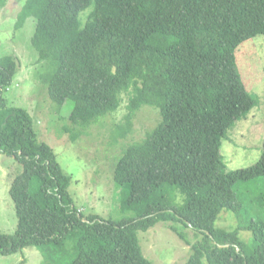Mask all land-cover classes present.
I'll list each match as a JSON object with an SVG mask.
<instances>
[{
    "label": "trees",
    "instance_id": "1",
    "mask_svg": "<svg viewBox=\"0 0 264 264\" xmlns=\"http://www.w3.org/2000/svg\"><path fill=\"white\" fill-rule=\"evenodd\" d=\"M31 17L32 45L46 64L40 80L61 109L72 103L75 129L64 131L73 142L118 112L124 95L128 111L114 138L128 137L143 107L162 119L116 158L115 195L134 217L85 216L69 192L72 177L38 142L31 114L4 98L19 62L0 58V153L23 168L10 187L17 229L0 232V255L36 246L49 264H153L137 232L163 222L190 246L185 264H264L263 215L230 230L216 225L222 211L242 213L243 184L257 183L254 199L264 203V148L255 164L236 170L221 154L222 139L257 104L237 52L264 35V0H27L15 28ZM242 231L253 239L243 241Z\"/></svg>",
    "mask_w": 264,
    "mask_h": 264
},
{
    "label": "rangeland",
    "instance_id": "2",
    "mask_svg": "<svg viewBox=\"0 0 264 264\" xmlns=\"http://www.w3.org/2000/svg\"><path fill=\"white\" fill-rule=\"evenodd\" d=\"M26 1L9 0L6 7L0 8V58L12 55L19 62L13 82L3 91V96L9 106L24 108L31 114L38 142L52 147L61 167L72 177L69 192L83 215L94 214L114 222L134 217L133 212L123 211L119 196L115 195L114 165L128 144L142 140L162 118L154 107H143L133 119L128 137L114 138V124H119L128 111V99L124 95L118 112L101 117L86 134L73 142L70 133L64 131V127L75 129L68 118L72 103L68 101L61 109L48 97L46 84L40 80V76L46 73V64L38 61V52L32 45L34 18H29L22 28H15L18 13ZM237 64L241 78L255 95L257 104L247 119L236 122L222 139L221 154L228 170L252 166L263 152L264 35L239 48ZM22 169L13 157L0 153V232L3 234L13 235L17 229L18 218L10 187ZM261 190L257 183L243 184L242 213L236 217L233 212L222 211L216 225L230 230L238 223L257 219V215L264 216V203L254 199ZM137 235L144 256L153 264H185L190 255V246L166 223L159 222L148 231L137 232ZM186 235L192 242L198 237L190 229L186 230ZM240 238L251 241L253 236L251 232L242 231ZM48 247L56 249L55 255L61 254V246ZM0 264L49 263L43 249L31 246L10 255H0Z\"/></svg>",
    "mask_w": 264,
    "mask_h": 264
}]
</instances>
